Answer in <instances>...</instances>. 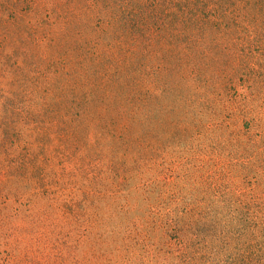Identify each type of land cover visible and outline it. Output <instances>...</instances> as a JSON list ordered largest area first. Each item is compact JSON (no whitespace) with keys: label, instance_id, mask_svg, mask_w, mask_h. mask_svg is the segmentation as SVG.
Returning <instances> with one entry per match:
<instances>
[{"label":"rangeland","instance_id":"rangeland-1","mask_svg":"<svg viewBox=\"0 0 264 264\" xmlns=\"http://www.w3.org/2000/svg\"><path fill=\"white\" fill-rule=\"evenodd\" d=\"M0 264H264V0H0Z\"/></svg>","mask_w":264,"mask_h":264}]
</instances>
